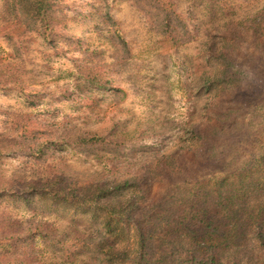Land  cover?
I'll use <instances>...</instances> for the list:
<instances>
[{"label":"rangeland","instance_id":"rangeland-1","mask_svg":"<svg viewBox=\"0 0 264 264\" xmlns=\"http://www.w3.org/2000/svg\"><path fill=\"white\" fill-rule=\"evenodd\" d=\"M9 3L0 0V264H94L80 239L103 237L102 219L62 200L76 186L170 174L178 164L171 157L191 159L192 134L206 135L216 100L208 91L221 68L208 57L212 44L236 54L242 71L220 149L235 159L231 172L262 176L264 35L262 46L256 38L264 34V0H61L45 22ZM170 9L179 20L171 29ZM244 28L253 38L240 49L225 42ZM83 134L105 141L81 148L75 140ZM193 170L199 179L229 174L202 160ZM260 217L248 220L241 246L220 249L223 264H264Z\"/></svg>","mask_w":264,"mask_h":264},{"label":"trees","instance_id":"trees-1","mask_svg":"<svg viewBox=\"0 0 264 264\" xmlns=\"http://www.w3.org/2000/svg\"><path fill=\"white\" fill-rule=\"evenodd\" d=\"M60 2L10 0L9 5L14 13L20 10L32 19L45 22ZM105 17L109 26L116 30L124 50L128 51V42L123 38L119 24L108 10ZM164 20L169 29L179 21L174 9L166 12ZM250 30L230 32L225 36V42L240 49L245 38H253ZM187 34L183 28L182 43L189 41ZM263 35L256 38V45L262 46ZM213 45L208 46V57L221 68L210 76L208 91H214L216 100L206 135L192 134L191 159L178 162L177 158L171 157L174 164H178L170 174L144 172L122 181L76 186L62 200L79 210L92 212L96 221L102 219L103 237L80 239L81 254H87L94 264H223L217 255L220 249L241 246L253 227L248 220L258 213L261 219L264 218V172L257 180L231 172L235 159L227 161L231 154L224 156L220 149L225 144L220 140L226 129L222 122L229 120L235 111L234 91L242 82V75L238 74L242 71L236 54L227 50L228 54L224 55ZM104 141L98 136L83 134L75 143L87 148ZM201 160L210 170L221 163L229 174L220 178L209 173L205 178H194L193 169ZM56 181L66 190L70 189L62 176ZM86 204H91L89 210L83 208ZM261 225L256 223L255 228L263 232ZM263 235L260 233L259 239Z\"/></svg>","mask_w":264,"mask_h":264}]
</instances>
